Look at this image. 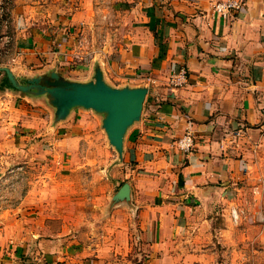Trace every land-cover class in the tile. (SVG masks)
I'll return each instance as SVG.
<instances>
[{
    "label": "crops",
    "instance_id": "obj_1",
    "mask_svg": "<svg viewBox=\"0 0 264 264\" xmlns=\"http://www.w3.org/2000/svg\"><path fill=\"white\" fill-rule=\"evenodd\" d=\"M221 1L117 0L127 12L126 27L90 46L79 28L91 22H80L82 10L61 17L56 36L25 29L19 40L25 64L4 66L21 84L51 72L88 83L100 69L108 85L148 88V95L120 161L103 115L78 108L56 121L47 96L16 90L0 72V264H102L90 236L80 242L82 228L97 229L101 210L126 239L135 227L144 264L200 261L184 234L203 209L219 215L232 207L264 218V0H244L243 9L226 18L212 9ZM181 68L188 82L177 88L170 78ZM189 133L195 147L186 153L176 143ZM95 146L101 158L92 155ZM114 163L127 167L101 209L106 189L98 197V179L113 183ZM73 178L85 184L92 209L68 192ZM126 183L130 205H110ZM246 191L254 197L248 208L235 207ZM86 214L92 218L80 217ZM206 217L196 225L200 231L210 224L220 230L219 219ZM126 218L131 227L119 224ZM111 239L106 246L128 242Z\"/></svg>",
    "mask_w": 264,
    "mask_h": 264
},
{
    "label": "rangeland",
    "instance_id": "obj_2",
    "mask_svg": "<svg viewBox=\"0 0 264 264\" xmlns=\"http://www.w3.org/2000/svg\"><path fill=\"white\" fill-rule=\"evenodd\" d=\"M116 2L117 0H0V67L9 64H25L26 57L22 56L19 40L23 37L22 34H24L26 28L28 30L35 29V31L40 32L46 30L47 34L49 33L51 36L54 34L56 36L60 18L73 17L80 10L83 13L87 12V14L84 13L80 22H83V20L88 22L91 19L90 23L79 24L80 32L83 35L82 38H85L88 42H86V45L88 46L89 44L90 46L89 42L93 40L97 43L105 41L106 35L110 36L112 31L126 27L124 19L127 16V12H125V7H122V4L120 6L117 5ZM85 14H90L91 18H84ZM75 24L77 25V23ZM91 152L93 153L92 155L99 156V158L103 156L101 151L98 152L96 146ZM126 167V165L124 166L120 163L111 165V169H115L114 174H112L113 183L110 177L98 179V197L106 189L104 200L97 202L101 209L108 202L109 191H116V178ZM33 172L36 171L34 170ZM69 183L73 186H70L68 192L71 190H74V193L77 192L80 203H84V205H81V208L85 210L86 208L92 209L90 208L92 205L88 203L87 193L83 189L85 184L76 178H73ZM262 194L259 199L264 200V192ZM239 197L240 199L239 201L236 200L235 207L242 206V208H244L243 204H248L254 198L252 191H246L241 196L239 195ZM109 203L117 208L121 203L130 205L131 202H113L112 198ZM261 204L264 206L263 202ZM245 207L248 208V205H245ZM101 209L98 210L100 211ZM101 211H97V219L99 220L97 229H92L90 226L82 228L85 235L80 236L82 239L80 242H88V236H90L91 241L89 242H91V245L96 244V247L103 254V257H101L102 264H144L145 253L142 246L143 242L140 241V246L137 245L135 241L136 237L132 233L135 227L130 228L129 235L127 233L128 238L126 239L119 233L121 227L117 223L114 225L109 223L110 220L105 219L106 216ZM234 212L232 207L227 211L222 210L219 215L214 211L203 209L200 216H195L192 219L188 232L187 230L185 231L184 242L188 241L186 244L190 247L194 244L199 249L198 252L202 254V259L196 262V264H264V218L262 214L259 212L255 218H252V216L250 218L248 214L236 212V219L234 218ZM92 215L86 214L85 216L80 215V217L89 219L92 218ZM206 216L209 218V223L213 217L219 219L217 222L219 223L220 230L216 228L213 230L210 224L208 225V229H204L203 227L200 231L196 225L201 222L202 218L206 219ZM119 224L132 226L129 218H126L122 222L119 221ZM227 225L230 226L227 227ZM254 225L256 226L253 227ZM223 234L225 235L223 236ZM111 237V242L121 239L123 241L128 240V242L124 248H122V245L118 247L112 245L106 246L107 238ZM112 247H115L113 251L105 253L106 249ZM204 251L206 252L204 253ZM139 252L140 257L136 256Z\"/></svg>",
    "mask_w": 264,
    "mask_h": 264
},
{
    "label": "water",
    "instance_id": "obj_3",
    "mask_svg": "<svg viewBox=\"0 0 264 264\" xmlns=\"http://www.w3.org/2000/svg\"><path fill=\"white\" fill-rule=\"evenodd\" d=\"M10 85L23 93L47 96L55 109L56 121L65 120L71 111L82 108L103 115L102 127L110 145L116 150L120 161L123 160L124 138L127 131L140 121L148 88H115L108 85L100 69L95 78L88 83L64 80L58 73L38 76L21 84L7 67L0 68ZM113 202H130V186L124 184L113 197Z\"/></svg>",
    "mask_w": 264,
    "mask_h": 264
},
{
    "label": "built area",
    "instance_id": "obj_4",
    "mask_svg": "<svg viewBox=\"0 0 264 264\" xmlns=\"http://www.w3.org/2000/svg\"><path fill=\"white\" fill-rule=\"evenodd\" d=\"M244 7V0H226L217 2L212 6L213 12L222 18H226L233 12H240ZM46 32V30H44ZM188 82V72L185 68H181L177 73L173 74L170 78V83L174 87H181ZM176 146L180 151L190 152L195 147V141L192 135L186 134L176 143ZM234 218L237 219L236 212H234Z\"/></svg>",
    "mask_w": 264,
    "mask_h": 264
},
{
    "label": "trees",
    "instance_id": "obj_5",
    "mask_svg": "<svg viewBox=\"0 0 264 264\" xmlns=\"http://www.w3.org/2000/svg\"><path fill=\"white\" fill-rule=\"evenodd\" d=\"M5 83L8 85V82H7V80H5Z\"/></svg>",
    "mask_w": 264,
    "mask_h": 264
}]
</instances>
